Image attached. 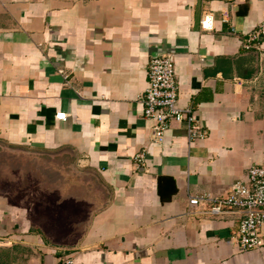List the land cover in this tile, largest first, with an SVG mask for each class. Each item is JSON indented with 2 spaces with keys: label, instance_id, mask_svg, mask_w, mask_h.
<instances>
[{
  "label": "crops",
  "instance_id": "crops-1",
  "mask_svg": "<svg viewBox=\"0 0 264 264\" xmlns=\"http://www.w3.org/2000/svg\"><path fill=\"white\" fill-rule=\"evenodd\" d=\"M263 20L264 0H0V264H264V225L243 250V213L190 204L264 166ZM166 51L205 139L144 116Z\"/></svg>",
  "mask_w": 264,
  "mask_h": 264
},
{
  "label": "built area",
  "instance_id": "built-area-1",
  "mask_svg": "<svg viewBox=\"0 0 264 264\" xmlns=\"http://www.w3.org/2000/svg\"><path fill=\"white\" fill-rule=\"evenodd\" d=\"M213 18L207 16L203 21L205 28L211 27ZM264 38V20L249 33L244 46L252 48L260 45ZM148 86L141 96L144 104V116L154 121L156 141L163 142L167 129L173 120L178 119L187 125L191 141L205 139L209 135L208 128L196 117L191 106H181L179 83L176 76L175 54L166 51L150 58L147 69ZM66 119L67 113L57 114ZM135 161L139 166L145 162L144 151L138 153ZM192 206L208 204L207 209L213 215H222L231 211L241 212L238 242L243 250L260 247L263 244L262 227L264 225V166L252 164L246 179H237L230 187L227 195L210 193L194 195L190 198ZM56 264H73L72 258H66Z\"/></svg>",
  "mask_w": 264,
  "mask_h": 264
},
{
  "label": "rangeland",
  "instance_id": "rangeland-1",
  "mask_svg": "<svg viewBox=\"0 0 264 264\" xmlns=\"http://www.w3.org/2000/svg\"><path fill=\"white\" fill-rule=\"evenodd\" d=\"M262 64L263 65H262V69H261L262 75L260 76V87L262 89H264V62ZM58 178H59L58 175L57 176H53V177H51V181L52 182H57L59 180Z\"/></svg>",
  "mask_w": 264,
  "mask_h": 264
}]
</instances>
